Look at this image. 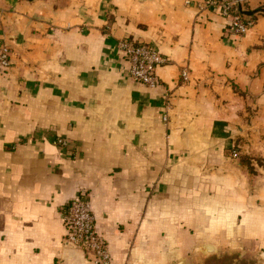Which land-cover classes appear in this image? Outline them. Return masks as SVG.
I'll use <instances>...</instances> for the list:
<instances>
[{
  "label": "crops",
  "instance_id": "1",
  "mask_svg": "<svg viewBox=\"0 0 264 264\" xmlns=\"http://www.w3.org/2000/svg\"><path fill=\"white\" fill-rule=\"evenodd\" d=\"M201 1L0 0V264H93L63 239L83 189L114 264H178L219 224L264 243V13L235 35ZM119 39L164 57L157 87Z\"/></svg>",
  "mask_w": 264,
  "mask_h": 264
},
{
  "label": "built area",
  "instance_id": "2",
  "mask_svg": "<svg viewBox=\"0 0 264 264\" xmlns=\"http://www.w3.org/2000/svg\"><path fill=\"white\" fill-rule=\"evenodd\" d=\"M244 0H203L197 2L198 9L216 6L220 9L223 17L228 19V27L231 33L235 35L244 34L252 25L249 16L238 13H232L231 9L238 4L243 5ZM238 8V7H237ZM117 48L123 53L128 61V73L132 80L155 88L159 85L155 73L156 65L164 61L160 52L151 45L134 43L128 39H119ZM9 49L6 46L0 47V69L4 70L10 66ZM183 79L186 78V71L181 73ZM54 142L59 145H66L65 139L56 136ZM231 155L236 157L238 151L232 145ZM64 223V241L76 245L83 249L93 264H114L112 256L108 250L107 244L96 229L95 217L91 210L89 192L87 190L79 191L64 206L62 212Z\"/></svg>",
  "mask_w": 264,
  "mask_h": 264
},
{
  "label": "rangeland",
  "instance_id": "3",
  "mask_svg": "<svg viewBox=\"0 0 264 264\" xmlns=\"http://www.w3.org/2000/svg\"><path fill=\"white\" fill-rule=\"evenodd\" d=\"M236 144L237 142L234 147H236ZM231 149L232 146H228L225 149L228 156H232ZM240 161L250 173L254 172L251 165L252 162L262 164L258 156L249 154L243 155ZM235 223L228 226V228L230 227L229 233L227 231L223 232L224 228L219 224L220 231L218 234H214V237L208 240H201L193 248L182 252L181 260L178 264H264V243L259 240L240 241L237 238V240L234 239L232 229L236 228L237 225ZM187 230L192 235H195L196 229L193 226H188ZM206 245L213 246V252H207L205 250Z\"/></svg>",
  "mask_w": 264,
  "mask_h": 264
},
{
  "label": "water",
  "instance_id": "4",
  "mask_svg": "<svg viewBox=\"0 0 264 264\" xmlns=\"http://www.w3.org/2000/svg\"><path fill=\"white\" fill-rule=\"evenodd\" d=\"M237 7H238L239 11L242 14L247 15V16H252L255 13H259V12L264 13V8H259V9H255V10H245V9L242 8V5L241 4H238ZM205 250L207 252H210L211 253V252H213V247L211 245H206L205 246Z\"/></svg>",
  "mask_w": 264,
  "mask_h": 264
},
{
  "label": "trees",
  "instance_id": "5",
  "mask_svg": "<svg viewBox=\"0 0 264 264\" xmlns=\"http://www.w3.org/2000/svg\"><path fill=\"white\" fill-rule=\"evenodd\" d=\"M231 12L232 13H238V8L236 6H234L232 9H231ZM252 20V19H251Z\"/></svg>",
  "mask_w": 264,
  "mask_h": 264
}]
</instances>
